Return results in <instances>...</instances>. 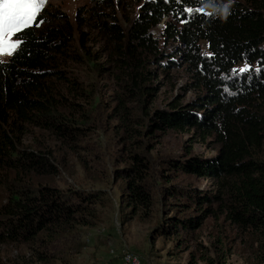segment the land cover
Instances as JSON below:
<instances>
[{
  "label": "trees",
  "instance_id": "16d2710c",
  "mask_svg": "<svg viewBox=\"0 0 264 264\" xmlns=\"http://www.w3.org/2000/svg\"><path fill=\"white\" fill-rule=\"evenodd\" d=\"M52 17L56 22L36 29L42 20L37 16L31 27L14 36L19 40L15 52L0 62V167L23 182L0 205V244L31 243L72 226H90L95 221L93 208L103 198L101 192L61 193L33 184L49 174L52 164L45 153L18 149L15 130L24 124L52 132L68 146L78 135L75 120L62 114L73 105L64 92L78 95L80 91L77 81L63 69L64 62L78 55L74 30L65 15ZM95 19L94 29L104 37L107 62L119 71L121 95L115 111L124 131L130 128L125 104L152 97V76L146 67L168 71L182 65L195 98L185 104L174 100L164 109L144 113L143 134L154 129L192 130L201 141L211 137L218 145L209 158L168 160L175 171L216 184L215 195L199 196L175 185H170L168 195L186 197L199 206L215 205V210L205 208L200 216H165L154 233L165 236L197 229L206 215L216 216L222 209L231 224L255 236L253 259L264 264V160L260 157L264 147V0H145L126 27L112 16L108 21ZM158 25L162 47L152 34ZM83 37L78 32V47L84 52ZM167 42L173 43V52L164 49ZM127 158L128 164L117 171L124 182V201L130 215L142 217L151 206L144 158L135 152Z\"/></svg>",
  "mask_w": 264,
  "mask_h": 264
},
{
  "label": "rangeland",
  "instance_id": "374dc122",
  "mask_svg": "<svg viewBox=\"0 0 264 264\" xmlns=\"http://www.w3.org/2000/svg\"><path fill=\"white\" fill-rule=\"evenodd\" d=\"M143 1L45 0L37 15L42 20L35 28L53 24L56 20L52 16L60 13L74 30L78 55L64 62L63 69L69 78L77 81L80 91L78 95L64 92L73 105H68L62 114L75 120L79 131L73 145L68 146L50 131L20 125L15 130L18 149L45 153L52 164L49 174L34 179L33 184L52 187L61 193L101 192L103 198L93 208L95 221L90 226H72L49 238L39 236L31 243L0 244V264H124L126 255L134 256L138 264H255V236L231 224L222 209L216 216L206 215L197 229L165 236L154 233L165 216H200L205 208L215 210V205L199 206L186 197L168 195L172 185L185 187L199 196L216 193L214 181L175 171L169 167L168 160L209 158L215 155L218 145L211 137L201 141L192 130L154 129L151 134H143L144 113L164 109L174 100L185 104L195 98V92L189 89V74L182 65L168 71L158 66L146 67L152 76L149 80L154 89L152 97L125 104L130 128L129 132L124 131L120 115L115 111L121 95L119 71L107 62L104 37L94 29L95 18L108 21L112 16L126 27ZM160 31L158 25L152 34L162 47ZM78 32L84 34V52L78 47ZM200 46L205 52V44L202 42ZM165 48L169 53L174 51L172 42H167ZM9 57L0 56V62ZM129 152L144 158L151 206L142 217L130 215V207L124 201V182L117 173L128 164ZM260 157L264 160V147ZM21 180L14 172L0 167V205L21 187ZM23 180L26 184L27 180Z\"/></svg>",
  "mask_w": 264,
  "mask_h": 264
},
{
  "label": "snow or ice",
  "instance_id": "6c2138e0",
  "mask_svg": "<svg viewBox=\"0 0 264 264\" xmlns=\"http://www.w3.org/2000/svg\"><path fill=\"white\" fill-rule=\"evenodd\" d=\"M45 0H0V56L12 55L19 47L14 36L31 27ZM38 26V25H37ZM246 69H241L244 71Z\"/></svg>",
  "mask_w": 264,
  "mask_h": 264
},
{
  "label": "built area",
  "instance_id": "2783aa9c",
  "mask_svg": "<svg viewBox=\"0 0 264 264\" xmlns=\"http://www.w3.org/2000/svg\"><path fill=\"white\" fill-rule=\"evenodd\" d=\"M123 263L124 264H138V261H137V259L134 256L126 255L123 258Z\"/></svg>",
  "mask_w": 264,
  "mask_h": 264
}]
</instances>
